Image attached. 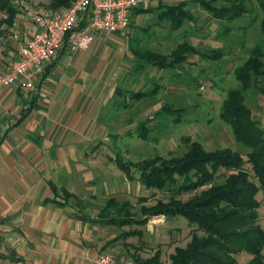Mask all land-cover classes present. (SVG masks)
<instances>
[{
  "label": "rangeland",
  "instance_id": "374dc122",
  "mask_svg": "<svg viewBox=\"0 0 264 264\" xmlns=\"http://www.w3.org/2000/svg\"><path fill=\"white\" fill-rule=\"evenodd\" d=\"M28 1L40 8L54 10L50 7L51 0ZM75 1L73 0L71 5ZM182 1H149L147 7L143 9L176 5ZM245 2L249 12L234 22L215 20L198 5L189 3L187 9L190 8L197 21H186L179 30H173L168 21L159 20L161 10H157L132 16L129 29L111 36L119 41L111 49H106L104 43L100 47L97 41L99 39L95 40L90 52L101 56L104 62L106 59L110 62L112 60L119 62L120 59H116L117 54L111 60L112 53L117 49L123 51L127 59L129 54L132 56L133 66L127 68L129 74L117 84V87H120L118 93L110 97L106 110L104 108L102 112L103 115L110 114L104 118L111 121L107 130L112 138L96 142V144L102 142L100 145L102 148L98 150L97 158L93 156L95 171L88 174L76 172L77 182L89 181L95 177L93 181L97 184V186L95 184L97 190L86 192L84 195L86 197L77 195L78 201L71 200L73 210L80 214L87 211V214L97 216L106 203L115 197L120 204L129 202L131 204L129 210L140 215L144 207H153L160 200L169 201L171 192L147 189L138 180L140 176L138 170H132V178L120 170L115 162L118 155L126 161L133 162L155 157L182 156L188 150L189 143H186L188 141L200 142L207 151L228 148L243 156L248 154L249 149L238 142L232 126L220 117L221 107L228 93L232 90H241L246 104L253 109L254 119L264 128V96L254 86L248 85L243 91L235 75L251 55L255 54V50H258L259 63L264 72V14L256 0ZM5 19L6 13L0 11V22ZM3 29H7V26L3 25ZM227 29L229 31H226ZM9 32L0 37V71L12 62L8 53L15 40L12 31ZM184 43L194 46L199 54L189 55L186 63L178 64L175 69H157L144 58L146 54L149 56L152 53H160L171 61L174 59L175 51ZM123 66L125 68L126 64ZM121 67L117 68L119 72L122 70ZM261 87H264V80L261 81ZM136 93L149 96L147 99H137L134 97ZM164 107L176 112L164 113ZM176 118L180 120L177 122ZM144 122L148 129L147 136L142 138L140 134L143 131L140 126ZM109 167L113 169L110 170ZM245 169L252 173L250 165ZM230 174V171H220L217 182H224ZM251 179H254L253 175ZM258 200L261 202L259 224L264 228L262 193L258 195ZM89 225L94 240L92 244L101 254L111 255L118 263L126 261L135 263L131 258L135 254L143 259L159 254L161 264H171L170 257L175 254L176 249L185 248L196 231V227L189 226L188 221L181 216L169 219L158 216L152 218L147 225L135 224L123 228L103 224ZM132 231L142 232L141 238L135 234L126 240L124 238L112 243L124 233ZM103 247H106V250H103ZM236 260L237 264H247L251 256L243 253L236 256Z\"/></svg>",
  "mask_w": 264,
  "mask_h": 264
},
{
  "label": "crops",
  "instance_id": "0c3cea01",
  "mask_svg": "<svg viewBox=\"0 0 264 264\" xmlns=\"http://www.w3.org/2000/svg\"><path fill=\"white\" fill-rule=\"evenodd\" d=\"M10 30L13 62L34 29L18 14ZM111 36H97L100 47L119 43ZM92 48L61 53L33 89L0 86V264H97L102 255L89 223L62 194L97 190L95 177L77 182L76 172H94L102 148L96 142L112 138L104 118L110 114L102 112L133 60L116 49L111 60L117 54L120 61L104 62Z\"/></svg>",
  "mask_w": 264,
  "mask_h": 264
},
{
  "label": "trees",
  "instance_id": "16d2710c",
  "mask_svg": "<svg viewBox=\"0 0 264 264\" xmlns=\"http://www.w3.org/2000/svg\"><path fill=\"white\" fill-rule=\"evenodd\" d=\"M72 1L51 0L50 7L54 10L68 8ZM256 2L264 14V0ZM189 3L198 5L211 14L212 18L222 22H234L249 12L245 0H183L176 5L138 9L132 16L161 10L159 20L168 21L173 30H179L186 21H197L190 8L187 9ZM0 11L6 13V19L0 22V37H3L14 26L20 13L11 0H0ZM3 25L7 29H3ZM197 51L194 46L184 43L175 51L171 61L160 53L149 56L146 54L144 58L157 69H175L178 64L186 63L189 55H198ZM254 53L235 75L243 91L248 85L254 86L264 96V87H261L264 72L259 63L258 50ZM156 93L157 91L154 94ZM148 96L143 93L134 94L137 99H147ZM163 112L176 111L164 107ZM220 117L232 126L238 142L249 149L248 154L243 156L228 148L207 151L200 142L186 140L189 147L182 156L155 157L133 162L118 155L115 162L120 170L130 178L132 170H138L139 182L147 189L171 192L169 201L160 200L153 207L142 208L141 214L136 215L129 210V202L120 204L118 200L111 198L96 217L86 213L75 217L91 225L123 228L135 224L147 225L152 218L158 216L167 219L181 216L188 221L189 226H195L196 231L185 248L176 249L175 254L170 257L171 264H237L236 256L243 253L251 256L247 264H264V228L259 224L261 202L258 200L260 193L264 199V128L254 119L253 109L246 104L241 90L228 93L222 104ZM175 120L178 122L180 118ZM140 128L143 131L140 137L145 138L148 129L146 123H142ZM247 165L251 166L252 173L245 169ZM222 170L230 171L231 174L224 182L218 183ZM62 195L65 206H71V200H79L78 196L67 190ZM187 195L189 198H184ZM135 234L141 238L142 232L124 233L123 238H117L112 243L124 238L126 240ZM159 256L156 254L152 258L143 259L135 254L131 258L135 264H161Z\"/></svg>",
  "mask_w": 264,
  "mask_h": 264
},
{
  "label": "built area",
  "instance_id": "2783aa9c",
  "mask_svg": "<svg viewBox=\"0 0 264 264\" xmlns=\"http://www.w3.org/2000/svg\"><path fill=\"white\" fill-rule=\"evenodd\" d=\"M13 6L33 26V33L20 48L10 69L0 75V86L21 82L27 89L45 75L46 68L61 53L87 51L98 35L123 33L130 27L135 10L147 7L149 0H76L70 7L57 10L40 8L28 0H11ZM97 264L118 263L102 254Z\"/></svg>",
  "mask_w": 264,
  "mask_h": 264
}]
</instances>
